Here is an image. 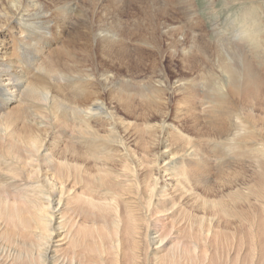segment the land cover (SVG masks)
<instances>
[{"label":"bare ground","instance_id":"obj_1","mask_svg":"<svg viewBox=\"0 0 264 264\" xmlns=\"http://www.w3.org/2000/svg\"><path fill=\"white\" fill-rule=\"evenodd\" d=\"M70 1L73 0H0V224H4L0 236H4L10 242H16V245L21 244V248L18 246L10 252L12 256L10 264L56 263L61 249L53 250L52 241L62 233L58 241L69 242L68 247L73 250L81 233L79 228L74 233L70 228H66V225L70 222V214L80 210V207L70 210L71 206L81 199L87 206L96 207L95 211L100 218L105 219L103 213L106 211L112 213L113 217L109 220V224L116 230L121 229L123 237L131 242L132 250L136 249L134 236L138 235L140 230H145L148 234L157 231L150 241L153 245L160 243L159 246L152 247L151 253L154 255L168 238L172 236L182 238L186 230L190 232L189 236L192 239L195 237L198 240L200 235H209V232H213L217 209H220L224 215L230 212V221L233 223L234 217L231 215L236 217L237 206L233 204L227 209L224 203L215 200L216 193L212 179L214 168L212 163L215 162L213 159L215 155L212 154L211 143L216 133L208 134L209 141L205 143V148L201 149L200 154V150L190 144L189 137L177 126H182L183 121L187 122L189 108L197 113L194 95L199 88H205L209 94L214 91L223 93L225 97H230L231 102L226 100L237 107L235 132L230 138L235 148L238 147L239 141L261 143L262 154H257V157L252 159L254 169L250 167L253 178L250 180L251 189L246 196L249 198L237 194L231 196L238 198L243 206L254 204V219L247 221L241 217L242 220L239 222L247 221V226L249 225L251 229L254 226L257 228L256 238L262 239L259 247L264 259V137L258 134V127L264 125V74L254 68L253 61L243 54L237 40L238 42L233 45L234 55L231 54L233 55L231 57L230 51H227L229 56L226 55L227 59L231 61L226 62L222 59L224 62L221 61L220 67L218 66L221 71L220 80H215L214 83L211 81L197 84L192 80L186 84L179 79L171 83L167 78L160 81L157 76H152L145 82L120 76H114L117 79H112L109 74H119V68L114 65L109 68L105 62L99 61L103 58L98 60L99 57L92 58L90 54L78 59L76 53L74 55L68 46L69 42L75 40L80 42V45L82 43L81 46L85 49H95L101 53L103 49V51L108 50L106 53L109 60L114 59V51L126 50V44L122 41L126 31L119 28L120 16L118 17V12L113 11H118L117 4L111 1L108 3L109 13L105 16L110 18L108 28L94 29L89 21H81L75 15L74 24L83 28V30L81 28V36H77L80 33H75L76 29L72 32H68L67 29L75 8ZM137 1L140 4L139 14L144 17L154 18L157 13L164 19L170 17L163 7L164 4L159 1ZM177 4L178 8H188L190 14L195 15L189 0H177ZM111 8L116 15L109 10ZM259 8H262L261 4ZM262 12L264 13L263 9ZM244 19V23L247 21L245 27L237 33L234 32L237 34L234 39H239L243 33H251L252 40L260 42L259 31L255 29L259 25L258 20L254 19L250 12L245 14ZM163 23L165 26L158 35L171 40L172 48H175L174 53L181 56L183 61H191L188 71L192 72L199 65L201 66L202 58L208 57L205 54L203 57L197 56L193 51L200 45L199 39L195 41L194 38H190V45H187V38L178 26L169 22ZM196 24L197 22L192 24V30L197 26ZM127 33L131 39L134 38L132 31L128 30ZM64 35L66 37L63 40ZM261 51L263 52L259 55L260 51L253 49V59L257 56L264 58V45ZM198 77L201 78L200 75ZM110 81L115 83L108 86ZM67 84L68 86L76 84L73 90L70 88L72 92L66 89L69 94H66L67 91L62 88ZM79 85L88 88L89 91L83 94V90L81 94L80 91L84 87L79 88ZM168 89L181 95L179 104L175 107L177 111L174 120L177 124L169 126L171 132L164 139H156L155 144L151 142L155 151L153 149L150 153L149 145L146 147L144 151L146 159L133 157V162L122 164V170L131 174L138 187L143 188L144 195L140 197L138 206L131 204L130 207L119 210L120 206L117 207V203L114 202L117 196L111 194L110 186L111 182L117 181L115 166L112 165L115 159H110L109 150L105 152V149L98 146L104 144L105 133L111 136L108 137V143H111L113 141L111 134H117L115 126L121 128V124L126 128L127 117L134 119L135 113L140 114V111L151 109V104L153 105L155 101L157 106H164L169 100L166 97ZM111 95L115 96L111 97ZM105 96L107 101L104 104ZM207 108L209 110V107ZM239 109L250 113L253 117L246 115L242 118ZM66 110H69L67 116L63 113ZM160 111L161 109L156 113ZM164 112L167 113V109ZM164 112L163 114L166 115ZM158 114L162 119L157 123V136L150 134L152 141L160 138L162 129L168 126L164 124L165 117L162 116V112ZM154 117L152 115V118ZM143 124L146 128H151L150 123ZM104 125L112 127L107 130L103 128ZM128 125L136 129L138 127L136 123ZM245 130L250 132L247 133ZM67 132L69 137L66 136ZM171 136L178 146L174 147ZM65 137L70 138L69 149L67 147L66 150L61 151L59 147ZM258 138L259 141L256 140ZM115 143L116 141H113L112 144ZM240 153L241 146L234 154L239 156ZM86 154L93 159L90 160ZM159 160L163 165L160 166ZM140 164L146 166L142 167ZM188 166L198 167L199 173L207 172L204 184L200 187L205 196L194 194L202 201L201 205L192 202L191 189L181 186L184 182L188 184L191 182L197 186L201 183L199 174L195 175L197 172L193 173L192 167L189 170V177H185L184 180L178 177ZM235 168L238 169V165ZM241 169L230 174V190L236 186H239V190H243L240 185H243L247 176L246 171ZM90 170H94V175L91 177L94 178L99 189L96 197L89 196L90 189H87V193L79 191L83 189L84 178L91 174ZM140 173L143 175L141 178ZM67 214L69 220L64 219ZM260 214V218L255 220ZM79 215L85 216L82 213ZM166 215H169L168 221L160 226L162 232H158L157 226L152 225L150 219ZM195 223L197 228H194ZM18 227L20 230L16 232ZM19 235L32 236L35 242L27 244L25 240L21 243L16 239ZM169 241L171 242V239ZM197 247L193 243L187 253L196 251ZM174 257V248H172V251L166 255L168 264H175Z\"/></svg>","mask_w":264,"mask_h":264},{"label":"rangeland","instance_id":"obj_2","mask_svg":"<svg viewBox=\"0 0 264 264\" xmlns=\"http://www.w3.org/2000/svg\"><path fill=\"white\" fill-rule=\"evenodd\" d=\"M110 1L115 2L118 6V11H113L118 12L117 15L118 17L120 16L119 19L121 21V26H119V28L126 31L124 38H122L123 43L126 44V50L120 49L114 51V59L109 60L107 58L108 53H106L108 52V50L103 51V49L101 53L99 50H91L90 48L85 49L81 46L82 43L80 45V42L78 43V41L75 40L73 41L75 42L74 44L73 42H69L70 44L68 47L73 54L76 53L78 59H80V57L82 58V56L90 54L92 58L93 56L99 57L98 60L100 58H103L99 61H101L102 63L105 62L109 68L112 65L116 66V68H119V74H109L111 75L112 79H117L114 76H120L129 80L145 82L152 76H157V79H159L160 81H164L165 78H167L171 83L175 82L177 79L182 80L183 83L185 82L186 84L188 83V81L192 80L197 84H206L211 81V83H214L215 80H220L219 75L221 71L219 65L224 62L223 60H225L226 62L231 61L227 59V51H230V55L233 54V45L238 41L243 54L253 61L254 68L261 74H264V58L257 56V58L254 57L253 59V49L255 51L259 50V55L261 52H263L261 50L262 45H264V13L262 12V9L264 10V0H189V3L192 5L191 10L195 11V15H191L188 8H178L179 6L177 4V0H156L161 4H164L163 7H165L167 12L170 14V17H168L167 19H164V17H160L158 13L154 18L153 16L144 17L142 14H139L140 11L138 7L140 4L137 0H83V2L82 0H73V3L71 1L70 2L75 8L73 10V15H71L70 17L69 24L67 25V29H69L68 32H72L76 29L75 33H80V35L77 36H81L83 28L81 26L78 27V24H74V18H76V16L79 17L81 21H89L94 29L98 27L108 28V22L110 21V18H105V16L109 13L107 6H109L108 3ZM77 4L80 5L78 6ZM260 4L262 5V8H259ZM166 5L168 8H166ZM174 6H176L177 8ZM109 10L112 12V8ZM247 12H250L254 19L258 20L257 24L259 25L255 29L259 31L261 37L260 42H255L254 40H252L251 33H243L242 35H240L239 39H234L235 35H237L235 33L241 30V28L245 27L247 21L244 23V16ZM113 14L116 15V13ZM90 17H93V19H91ZM251 21H249L250 25ZM163 22H169V24L171 25L178 26L181 29L182 33L184 32L187 38V45H190V38H194L195 41L196 39H199L198 41L200 43H197H199L200 45L193 51H195L197 56L203 57L205 54L206 57H208L205 59L204 57L202 58L203 60L201 66L199 65L198 68L194 69L192 72L188 71V67L191 61H183L181 59V56H178L174 53L175 48H172L171 40L168 37L161 38L160 35H158L162 27L165 26V23ZM196 22L197 26L192 30V24L194 25ZM160 25L162 26L160 27ZM128 30L129 32L132 31L134 33V38L131 39V36L129 37V34L127 33ZM85 31L86 29L84 27V32ZM65 35L63 36V40L66 37ZM201 35L205 38H202ZM242 39L245 40L243 41ZM240 41H243L244 43H241ZM144 45L146 46V48ZM205 46L207 47V49H205ZM81 48H83L84 50L82 51ZM248 52H250V54ZM218 55L222 56L219 57ZM233 55H231V57ZM106 61L108 62V64ZM206 72L208 73V75ZM199 75L201 77V80L198 77ZM113 83H115V81H110L108 83V86ZM74 85L76 84H72L69 86L67 84L65 85L66 87L63 85L62 88L65 91H67L66 89H68L69 92H72L71 90H73L72 88L75 87ZM81 87L83 88L84 86L79 85V88ZM65 91L63 92L65 93ZM68 91L66 92V94H69ZM82 91L84 94L89 90L88 88L84 87V89L80 91L81 94ZM210 94L208 93V91H205V88H199L197 94L194 95L195 111L197 110L198 114L195 113L191 108H189V116L191 115V117L188 116L187 122L183 121L182 126H177L179 130H181L186 136L189 137L190 144L193 146L195 145L196 148L200 150V154L202 153L201 149L205 148V143L209 141L208 134L216 133V140L212 139L211 143V149L213 151L212 154L215 155L213 158L215 159V162L212 163V166L214 167H212V179L213 185L215 186V200L224 203L227 209H230L233 204L237 206V210L235 211L236 217L231 215L232 217H234V222L232 223L230 221V212H228L227 215H224L220 211V209H217L215 212L216 222H214L213 225V232H209V235H200L198 240L197 238L195 239V237L194 240L191 236H189L190 232L188 233V230H186V232L182 235V238L180 236L175 238L172 236L171 238H168V241L163 243L162 247H159V251L157 252V254L154 255L151 253L152 247L155 248L159 246L160 243L153 245L152 243H150V241L153 240L152 237L157 231H151L148 234L145 230H140L139 234L134 236V240L136 241V247L134 248L136 249L132 250L130 248L131 242L123 237L121 229L119 228V230H116L109 224V220L113 217V214L106 211L105 213H103L105 219H103L102 217L100 218L98 212L95 211L96 207L87 206L84 203V200L81 199L80 202H78L77 204H73L70 208L71 210L73 208L75 209L77 207H80V210L75 213L72 212V214H70L71 219L68 218V214L64 217V219L66 220L70 219V222L67 223L66 228H70L74 233L77 232L79 228V231L81 233V235H79L78 237L79 241L77 242L76 246H74V249L70 250L71 247H68L69 242L65 243L58 241L60 237H62L63 233L60 237L53 239V250L61 249V254L58 255V260L54 264H168L166 255L168 252L172 251V248H174L175 253V264H264L263 252L259 247L260 241L262 239L258 240L256 238V233L258 234V231L255 226L252 229L249 227V225L247 226V221H251L254 219V204H250L248 207L243 206L242 202H240L238 198L236 199L231 196L237 194L247 198L246 196L248 195V191L251 189L250 180L253 178L252 172L250 170V167L252 168V170L254 169L252 159L254 157H257V154H262L260 152L261 143L259 142L252 144L250 142L239 141L238 147L241 146V153L239 156L235 155L234 153H236L238 147H234L232 142H230V138L235 132V108L237 109V107L230 104V97H225L226 95L224 96L223 93L221 94L218 91H214ZM167 95L168 96L166 97L169 100L164 106H157V104L155 103L157 101H155L153 105L151 104V109H147L148 111L143 110L140 111V114L135 113L136 116L134 119L131 117H127L125 120L126 128H123L121 124V128H117V126H115V131L117 132V134H111L113 137V141H116L115 144H112L113 141L111 143H108V137L111 138V136L107 135L106 133L103 135L106 136L104 144H102V146H98L101 144H96L98 147L105 149V152L109 150L110 159H115L112 165L115 166L114 170L115 174L117 175V181L111 182L110 186L112 189L111 194L117 196V199L114 202L117 203V207L118 205L120 206L119 210H122V208L125 207H130L131 204L134 206H138L140 197L144 195L143 188L138 187V184L135 182L134 178L131 177V174L122 170V164L124 162H133V157H141V159H146L144 155L146 147L149 145L150 153L151 151H153V149L155 151L154 144L156 143V141L158 139H164L167 134L171 132V130L169 129L170 125L177 124V122L174 120L175 113L177 111L175 107L176 104H179L181 95L170 89L167 90ZM113 96L115 95H111V97ZM226 99H228L230 102ZM106 101L107 98L105 96L104 104L106 103ZM207 107H209L210 111ZM159 109H161L160 112H162V116L165 117V119L163 120L164 124L168 126L162 129L160 138H155L152 141L153 138L150 137V134L151 136L153 134L157 136V123L162 119L158 114L160 112L156 113ZM165 109H167V113L164 112ZM64 110L65 108H63V111ZM239 111L241 112L239 114H241L242 118H244L246 115H248L249 117H253V115H251L250 113H246V111H242L241 109H239ZM163 112L166 113V115H164ZM63 113L67 116L69 114V110H66ZM152 115H154L155 117L152 118ZM130 123H136L138 126L137 129L129 126L128 124ZM143 123H150L149 125L151 128H146ZM110 127L112 126H103V128H106L107 130ZM56 128L64 129L58 126H56ZM258 130V134H260L261 137H264V125L258 127ZM245 131L247 133L250 132L248 130ZM140 132L142 134L139 135ZM203 134L204 136H202ZM66 136L69 137L68 132ZM67 137L64 138V142L59 147L61 151L66 150L67 147L69 149L70 138ZM171 138L172 136L170 137V139ZM256 140L259 141L260 139L258 138ZM151 142H154V144H151ZM172 143L174 147L178 146L173 138ZM252 152H254V154H250ZM245 154L247 155L245 156ZM86 156L90 160L93 159L89 154H86ZM159 164L161 166L163 165V162L159 160ZM140 165L142 167L146 166V164ZM237 165L238 169L235 168ZM191 167L193 173L197 172L195 175L199 174V179L201 181L200 185L197 186L195 184H192L191 182L190 184L184 182L181 186H184L186 189H191L192 202L201 205L202 201L198 199L194 194L199 193L200 195L205 196L201 192L200 187L204 184L207 172L199 173L198 170L200 169L198 167L188 166L180 172V175L178 177L182 178L183 180L185 177H189L188 174L190 173L189 170L191 169ZM239 169L246 171L247 176L243 185H240L243 190H239V186H236L230 190V174L232 172L234 173L235 171L237 172ZM90 172L91 174L87 175L84 178L85 182L82 184L83 189H80L79 191L87 193V189H90L89 196L96 197V193L99 191V189L97 187V184L94 182V178L91 177L92 175H94V170H90ZM141 177H143L142 173H140V178ZM107 198L110 199V196L107 195ZM81 213L85 216H80L79 214ZM167 216L169 215L157 218L153 217L150 219L152 225L157 226L158 232H162V230H160V226L168 221L167 219L169 217ZM260 216L261 214L257 218H255V220L259 219ZM241 217L243 220L247 221L240 223L239 220H242ZM235 220H238V222H235ZM3 225L4 224H0V234L3 231ZM6 226L8 228H11V226L9 225ZM195 227L197 228L196 223L194 225V228ZM83 228L85 230H83ZM19 230L20 228L18 227V230L16 232H19ZM16 239L18 241H21V243L26 240L27 244L30 242H35V239L32 236L23 237L22 235H19L16 237ZM170 239L171 242L169 241ZM193 243L198 246V249L192 253H187ZM20 245H16V242H10L9 240H6L4 236H0V264H10V260L12 258L10 252L18 246V248H21Z\"/></svg>","mask_w":264,"mask_h":264}]
</instances>
